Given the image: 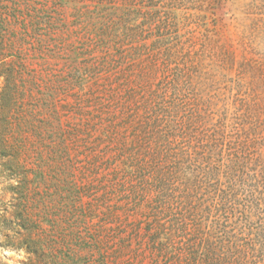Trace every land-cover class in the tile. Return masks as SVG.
Instances as JSON below:
<instances>
[{
  "label": "rangeland",
  "instance_id": "1",
  "mask_svg": "<svg viewBox=\"0 0 264 264\" xmlns=\"http://www.w3.org/2000/svg\"><path fill=\"white\" fill-rule=\"evenodd\" d=\"M130 7L163 17L150 24L183 63L202 127L237 113L264 136V0H0V104L9 69L19 85L18 116L0 128L9 145L0 153V211L46 249L0 248L6 264H131L120 252L136 217L119 195L115 156L142 135V111L124 120L126 93L149 94L164 55L125 46L122 66L115 60L116 23Z\"/></svg>",
  "mask_w": 264,
  "mask_h": 264
},
{
  "label": "trees",
  "instance_id": "2",
  "mask_svg": "<svg viewBox=\"0 0 264 264\" xmlns=\"http://www.w3.org/2000/svg\"><path fill=\"white\" fill-rule=\"evenodd\" d=\"M157 14L130 7L116 23L120 66L125 46L131 55H144L151 46L164 55L162 77L152 91L134 87L126 93L131 117L123 119L131 121L141 111L144 118L137 126L142 135L133 145L121 142L122 153L115 156L119 195L136 217L128 229L130 245L120 254L130 255L131 264H264V136L252 133L237 113L202 127L183 63L169 55L174 46L162 43L161 28L155 34L150 24L163 19ZM139 16L147 23L132 26ZM9 70L1 95L2 129L18 116V73ZM8 148L6 136H0V153ZM7 215L0 211L1 249L25 248L31 255L46 250L21 219ZM0 264H6L1 257Z\"/></svg>",
  "mask_w": 264,
  "mask_h": 264
}]
</instances>
